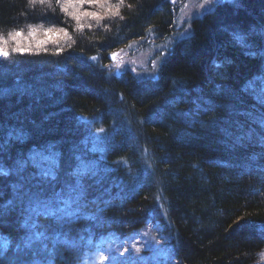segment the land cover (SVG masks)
Instances as JSON below:
<instances>
[{
  "label": "trees",
  "instance_id": "obj_1",
  "mask_svg": "<svg viewBox=\"0 0 264 264\" xmlns=\"http://www.w3.org/2000/svg\"><path fill=\"white\" fill-rule=\"evenodd\" d=\"M82 1L0 0V264H80L147 224L178 264H255L264 0H222L194 17L144 80L112 72L108 54L168 36L175 6L104 0L119 11L100 19ZM70 6L86 18L65 14ZM34 25L70 39L27 44Z\"/></svg>",
  "mask_w": 264,
  "mask_h": 264
},
{
  "label": "rangeland",
  "instance_id": "obj_2",
  "mask_svg": "<svg viewBox=\"0 0 264 264\" xmlns=\"http://www.w3.org/2000/svg\"><path fill=\"white\" fill-rule=\"evenodd\" d=\"M219 1L222 0H170L176 8L173 31L165 37H157L152 33L129 41L108 54L109 63L107 68L114 73L117 72L119 75L129 72L138 80L154 78L171 50L173 43L190 33L191 20L212 9ZM114 2V0H111L110 3L113 5ZM82 3L84 10L88 12L87 18L98 16V18L102 19L108 13L115 14L119 11V7L115 8L116 4L113 6L114 9H112L113 7H104V0H95V2L84 0ZM79 4L76 3L75 5ZM63 8V12L72 18L75 17L76 21L86 18L83 13H80L78 17L73 15L74 10L77 9L78 11L76 6ZM105 11L108 13L105 14ZM39 27L34 25L29 32L27 31L26 37L28 39L24 40V42L27 44L29 42L30 45L34 46L37 45L39 48H45L46 46L55 45L54 43L59 41L70 39L67 36V32L61 28ZM130 252L132 253L128 256L129 259L125 258L124 260L125 264H178V261L171 254L166 238L161 236L158 227L148 224L139 231L137 238L135 237L128 241L126 246L120 250L116 246H110V250H108L107 245L106 249L105 246H99V248L97 247V249L85 254L80 264H118L115 256H124ZM255 264H264V249L258 254Z\"/></svg>",
  "mask_w": 264,
  "mask_h": 264
},
{
  "label": "snow or ice",
  "instance_id": "obj_3",
  "mask_svg": "<svg viewBox=\"0 0 264 264\" xmlns=\"http://www.w3.org/2000/svg\"><path fill=\"white\" fill-rule=\"evenodd\" d=\"M89 2H95V0H89Z\"/></svg>",
  "mask_w": 264,
  "mask_h": 264
},
{
  "label": "bare ground",
  "instance_id": "obj_4",
  "mask_svg": "<svg viewBox=\"0 0 264 264\" xmlns=\"http://www.w3.org/2000/svg\"><path fill=\"white\" fill-rule=\"evenodd\" d=\"M136 237V235H134L132 238H135Z\"/></svg>",
  "mask_w": 264,
  "mask_h": 264
},
{
  "label": "water",
  "instance_id": "obj_5",
  "mask_svg": "<svg viewBox=\"0 0 264 264\" xmlns=\"http://www.w3.org/2000/svg\"><path fill=\"white\" fill-rule=\"evenodd\" d=\"M116 74H117V72H116Z\"/></svg>",
  "mask_w": 264,
  "mask_h": 264
}]
</instances>
